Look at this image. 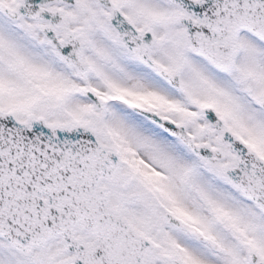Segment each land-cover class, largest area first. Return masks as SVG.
<instances>
[{
	"label": "snow or ice",
	"instance_id": "obj_1",
	"mask_svg": "<svg viewBox=\"0 0 264 264\" xmlns=\"http://www.w3.org/2000/svg\"><path fill=\"white\" fill-rule=\"evenodd\" d=\"M0 264H264V0H0Z\"/></svg>",
	"mask_w": 264,
	"mask_h": 264
}]
</instances>
